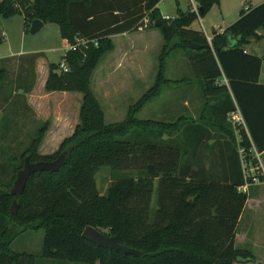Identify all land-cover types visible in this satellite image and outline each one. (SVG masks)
Instances as JSON below:
<instances>
[{"label":"trees","instance_id":"trees-1","mask_svg":"<svg viewBox=\"0 0 264 264\" xmlns=\"http://www.w3.org/2000/svg\"><path fill=\"white\" fill-rule=\"evenodd\" d=\"M159 2L140 0L123 6L101 0H0V15H23L27 30L34 19H40L57 23L61 37L70 44H76L77 38L86 40V45L64 55L68 72L59 71L57 63L50 64L46 82L47 91L83 94L80 122L74 133L55 153L42 155L39 148L49 129V122H43L15 165L8 190L0 193V264H21L22 256L35 264L33 255L12 248L18 235L33 228L45 232L42 256L66 262L235 264L238 258L256 260L252 252L235 247L248 194L235 184L198 179L180 168L177 140L163 139L178 133V118L166 122L137 115L171 84L172 80L165 77L170 52L185 49L193 73L206 82V94L227 90L212 83L223 74L227 77L252 142L258 152L264 151V108L253 106L257 91L264 98V84L259 82L263 58L244 52L252 38L264 36V2L241 10L240 17L223 33L214 31L212 44L205 33L192 28L198 16L191 8L179 10L174 18H164L157 8ZM197 3L204 17L220 0ZM116 8L127 12L115 14ZM146 13H150L149 28H158L164 38L155 85L130 107L123 121L107 123L91 87L92 75L101 58L114 50L111 36L137 30ZM227 35L236 41L234 45L228 44ZM189 41L200 48H190ZM17 57L8 60L20 68L28 56L24 60ZM29 57L34 60L36 55ZM8 78V70L0 67V88ZM241 133L245 157L256 165L250 151L252 143L245 130ZM66 150L65 163L59 170L35 172L23 193L11 194L27 155L32 162L53 161ZM102 167L113 172L136 170L138 174L119 175L103 194L95 178ZM154 193L157 206L152 212ZM14 199L18 201L15 214L10 210ZM88 226L115 236L120 244L139 250L141 255L95 245L82 235Z\"/></svg>","mask_w":264,"mask_h":264},{"label":"crops","instance_id":"crops-1","mask_svg":"<svg viewBox=\"0 0 264 264\" xmlns=\"http://www.w3.org/2000/svg\"><path fill=\"white\" fill-rule=\"evenodd\" d=\"M101 1L106 4L114 3L117 5V3H121L120 5L123 4V6H125L129 3H132L133 1L140 0ZM164 1L167 0H160L157 5V8L160 10L162 16L164 18L176 17L172 14L163 13L161 4ZM173 1L176 5L175 11L177 12V15L179 10L186 11L191 8L190 4L192 0H187V9H184V6H182V0ZM263 2L264 0H258L256 4L250 5L248 7L243 6V8L237 12L236 18L232 20L233 22H228L226 24H220L219 22H216L211 24L210 27L212 31L223 33L231 24L234 23L235 20L240 17L241 10L247 11L251 7L258 6ZM222 5L223 0H220V3L215 6H220L222 8ZM214 8H212V10H214ZM116 9L117 10L113 11L115 14L124 15L127 12V10L121 8ZM212 10H210L209 14L212 12ZM209 14L204 17L201 16V19H197L204 29L203 33L206 32L204 20L208 18ZM221 14L224 18L226 13L223 9H221ZM144 19H148L149 21L150 13H146ZM144 19L140 22L137 30L127 31L111 36V39L114 43V50L109 52V56L116 55L115 61L117 65L126 64V59L130 65L135 64L136 62L133 60L134 56L132 51H139L148 63L150 45L152 44L155 37L157 38V36H160L158 35L160 30L158 28H149V25L147 27L142 26ZM45 25L46 23L44 22L43 27ZM192 28L198 30L193 25ZM24 29L25 32L28 31L25 26V22ZM213 32L212 35H209L206 32V37L213 38ZM258 33L262 34V31H259ZM116 37H120V39L116 41ZM228 37L230 40V43L228 44L230 46L234 45L236 41L230 35ZM65 42L66 50L69 46V42L66 40ZM244 52L263 58L259 82L264 84V36L260 38H252L251 42L246 45ZM128 54L130 55L127 57L126 55ZM32 55H36L34 60L32 57H29ZM16 56H28V58L21 64L22 66H20V68H18L14 61L8 60L9 58ZM44 58L45 53L43 51L12 54L8 57L0 58V64H3L0 67H5L8 70V73L10 65L18 68V72H20L19 80L21 81L18 86L24 88L26 91L24 96L28 109L32 110V114L36 116V120H43L44 122L49 121L50 123L43 142H48V147H51L50 144H56L60 146L65 138L71 136L74 133L75 127L80 122L79 115L83 101V94L72 91H47L46 82L50 72V64L52 63L45 62ZM132 60L134 63H132ZM149 64H152L151 61H149ZM104 72H106V69H104ZM136 74H138L136 75L137 79L141 81L143 85H146L145 89H149L154 82V76L151 74L149 80V75L146 74L145 70L142 69L140 70V73L137 72ZM11 75L12 74L9 73V76ZM104 75L105 73L103 76ZM103 80L104 79L102 78V81ZM212 83L214 86H226L227 90L221 89L220 92L215 94H206L205 80L199 78L193 73L190 60L186 55L182 65L178 68L177 81L174 79L171 82V87L178 91L177 118L180 121L179 131L172 137L165 135L163 139L177 140L179 147L180 168L187 171L189 173L188 176L194 175L195 178L205 179L206 181L210 180L220 183L235 184L240 191L241 186H243L246 181V170L248 168L247 164L250 167L255 166L251 161H247L246 164L243 161V157L240 153V147L242 146L241 144L243 140L241 133L242 130L246 131L252 143V147L255 148V145L252 142L249 130L234 97L227 77L223 74L220 78L215 79ZM109 86V84L106 85V88H109ZM152 86H154V84ZM171 87H169V89ZM120 90L122 91L123 89ZM257 92V99L254 100L255 104H253V106L257 108H264V98L263 96H260L259 91ZM52 109L68 110L66 114H62L61 116H59L57 113L54 114L55 116H52L50 111ZM71 109H78L76 121L75 117H73L71 114ZM128 109H130V107ZM172 110L175 109H168V111ZM67 124L68 126L65 127ZM69 129H71V131L67 135H64V132L68 131ZM51 131L53 132L51 133ZM40 151L43 152V147L40 148ZM43 154L50 153L45 152ZM259 156V161L257 160L259 167L256 169V174L252 172V175L259 176L260 182L252 184L246 192L248 194V199L239 218L235 240L236 247L237 241H239L240 237L242 236V243L249 246L244 248H236L252 252L256 260L237 261L235 264H264V151L259 152ZM254 244L257 245V248L255 246L257 249L256 252L250 247Z\"/></svg>","mask_w":264,"mask_h":264},{"label":"rangeland","instance_id":"rangeland-1","mask_svg":"<svg viewBox=\"0 0 264 264\" xmlns=\"http://www.w3.org/2000/svg\"><path fill=\"white\" fill-rule=\"evenodd\" d=\"M186 2L187 0H182L184 9H187ZM257 2L258 0H223L222 8L220 6L216 7L217 5L214 6V10L211 9L212 12L209 14V11L208 18L204 20L207 34L212 35L213 31L210 27L211 24L216 22L220 24L233 22L232 20L236 18L237 12L243 8V6L248 7ZM175 8L176 5L173 0H167L161 4V9L165 14L168 13L177 16ZM221 9L226 13L224 18L221 14ZM24 22V16L21 14H16L10 18H5L0 15V58L8 57L12 54L43 51L45 53V62L60 64L66 53V42L61 37L59 25L57 23L48 22L38 32L31 33V30L25 32ZM149 24L150 19L149 23L144 25V27H147ZM193 26L204 32L199 20H196ZM158 33L160 36L153 39L149 48L148 57L149 61L152 63L151 65L149 61L147 63L146 59L139 51H132L134 56L133 60L136 62L132 65L129 64L127 59L125 61L126 64L117 65L115 61L116 55L109 56L110 53L105 54V57L103 56L104 58L100 60L97 69L92 75L91 87L101 102L107 122L115 123L123 121L128 114V108L137 102L153 84L155 85L156 76L159 71L160 56L163 53L164 45L163 36L160 31ZM119 39L120 37L115 38L116 41ZM129 55L130 54L126 56L128 57ZM186 55L185 49L181 48L174 49L170 52L165 62V77L172 81L174 79L177 81L178 68L182 65ZM24 57L25 56L20 58L19 56L17 58L19 60H24ZM133 60L132 63H134ZM2 65L3 64H0V66ZM104 69H106V72H104ZM141 69L145 70V73L149 75V80L151 74L154 76V82L147 90L145 89L146 85H143L136 77V75H138L136 73H140ZM9 73L12 75L5 80L3 83L4 87L0 88V193L8 190L15 165L19 163L21 155L30 146L32 137L44 122L43 120H36V116L32 114V110L28 109L26 105L24 96L26 91L24 88L18 86L21 82L19 80L20 72H18V68L10 65ZM104 73L105 75L103 76ZM102 78L104 79L103 81ZM108 84L110 86L106 88ZM169 87H171V84L166 87L164 86L160 96L149 102L137 116L145 120L151 119L174 122L178 117V91L173 87L169 89ZM120 89L123 90L121 91ZM5 98H8V100H5ZM168 109L175 110L168 111ZM67 110L68 109H52L50 111L52 116H55V113L61 116L62 114H66ZM70 111L76 121L78 109H71ZM67 126L68 124L65 127ZM70 131L71 129L65 131L64 135H67ZM52 132L53 131H51V133ZM47 144L48 142L45 141L40 145V148L43 147V152H41L39 148L42 155H46L43 154L45 152L53 154L59 148V145L50 144L51 147H48ZM137 174L138 172L136 170L113 172V170L108 167H102L96 173L95 178L99 191L105 194L119 175L137 177ZM156 206V194L154 193L150 204L152 212ZM44 233L42 228L27 230L15 238L12 243V248L33 255L36 264H86L44 258L42 256ZM241 238L242 236L239 241H237L236 247L244 248L249 246L247 244L244 245ZM255 246L257 248L256 244L250 247L256 252L257 249Z\"/></svg>","mask_w":264,"mask_h":264},{"label":"water","instance_id":"water-1","mask_svg":"<svg viewBox=\"0 0 264 264\" xmlns=\"http://www.w3.org/2000/svg\"><path fill=\"white\" fill-rule=\"evenodd\" d=\"M44 25V22L40 19H34L31 24V33L38 32ZM229 35H227L226 39L227 42L230 43ZM188 46L190 48L198 49L200 48L199 44H196L192 41L188 42ZM68 151L62 152L55 160L53 161H37L32 162L30 159V156L27 155L24 160V165L22 169H20L17 173V177L13 183V186L11 188V194L12 195H18L24 192L28 178L31 174L39 171H57L60 169V167L65 163L66 157H67ZM11 212L17 213L18 211V201L17 199H14L11 205ZM83 237L87 240L91 241L95 245L99 247H105L110 250H121L125 252L126 254H132L135 256H140L141 252L137 249L128 247L126 245L120 244L117 240V238L113 235H109L103 231H100L99 229L88 226L84 229L82 233ZM243 258H238V261H243ZM21 264H30L27 257L22 256L20 258Z\"/></svg>","mask_w":264,"mask_h":264},{"label":"built area","instance_id":"built-area-1","mask_svg":"<svg viewBox=\"0 0 264 264\" xmlns=\"http://www.w3.org/2000/svg\"><path fill=\"white\" fill-rule=\"evenodd\" d=\"M191 4H192L191 10L197 14L198 19H201L199 4L196 2V0H192ZM147 23H149L148 19H144V23L142 24V26L147 25ZM207 39H208L209 43L212 42V38L207 37ZM95 44H97V42H95ZM80 45H83V46L86 45V40L83 38H77L76 44H70L69 43V46L66 49V52L68 50H76L77 47ZM59 71H61V72H68L69 71V66H68L67 60L65 58H63V60L59 64ZM250 151H251L252 158H255L256 160L259 161L260 156H259V152L257 151V149L252 147ZM240 153L243 157V161L247 164V159L245 157L246 149L243 146L240 147ZM247 166H248V168L246 170V181H245L244 185L241 186V188H240V191L245 192V193L248 191L249 187L252 184L260 182L259 176L252 175V172L256 174V169H258V167H259L258 163L252 167H250L248 164H247Z\"/></svg>","mask_w":264,"mask_h":264}]
</instances>
